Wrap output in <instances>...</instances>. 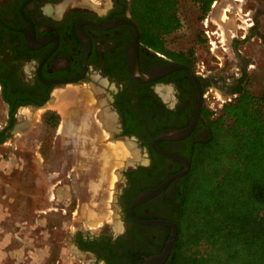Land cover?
Instances as JSON below:
<instances>
[{
	"label": "flooded vegetation",
	"instance_id": "1",
	"mask_svg": "<svg viewBox=\"0 0 264 264\" xmlns=\"http://www.w3.org/2000/svg\"><path fill=\"white\" fill-rule=\"evenodd\" d=\"M193 1L201 7L199 1ZM130 2L0 0V103L6 108L0 143L11 136L20 108L46 107L56 92L76 85L98 92L94 93L95 108H99L103 126L113 140H130L133 147L140 148L142 156L123 170L116 196L121 227L113 233L102 228L92 235L72 234L74 248L100 264H142L145 256L158 254L165 246L169 227L143 225L129 215V205L138 193L183 169L182 163L154 148L157 133L186 127L201 95L200 113L191 133L156 144L159 150L186 158L192 146L208 135L202 117L208 108V88L217 87L223 95L231 96L230 102L242 93L240 78L205 75L194 68L185 52L146 46ZM137 33L135 72L129 51ZM240 64L243 70L247 66L246 61L240 60ZM149 72L155 77L141 80V74ZM177 189L176 182H171L159 194L134 206L133 215L142 220L172 221Z\"/></svg>",
	"mask_w": 264,
	"mask_h": 264
},
{
	"label": "rangeland",
	"instance_id": "2",
	"mask_svg": "<svg viewBox=\"0 0 264 264\" xmlns=\"http://www.w3.org/2000/svg\"><path fill=\"white\" fill-rule=\"evenodd\" d=\"M176 14L180 25L162 36L165 49L187 53L205 75L240 78L241 90L264 96V0H215L206 13L193 0H177ZM78 87L65 86L46 107L20 108L0 143V264H100L74 248L72 234L121 227L116 196L140 148L113 140L95 108L98 92ZM207 96L217 117L238 95L227 101L231 96L212 86ZM5 109L0 103V126ZM47 110L59 115L56 126L43 118Z\"/></svg>",
	"mask_w": 264,
	"mask_h": 264
},
{
	"label": "trees",
	"instance_id": "3",
	"mask_svg": "<svg viewBox=\"0 0 264 264\" xmlns=\"http://www.w3.org/2000/svg\"><path fill=\"white\" fill-rule=\"evenodd\" d=\"M197 1L203 13L213 2ZM130 4L142 42L164 50L162 36L180 25L177 0ZM211 116L202 111L208 135L187 154V173L174 180L177 233L163 264H264V96L242 90ZM43 118L56 126L59 115L46 111Z\"/></svg>",
	"mask_w": 264,
	"mask_h": 264
},
{
	"label": "water",
	"instance_id": "4",
	"mask_svg": "<svg viewBox=\"0 0 264 264\" xmlns=\"http://www.w3.org/2000/svg\"><path fill=\"white\" fill-rule=\"evenodd\" d=\"M137 43H138V33L136 34L134 41L132 43V46L130 48V51H129V63H130V66L133 67V70L135 69V72L137 71V66H138ZM174 67L187 68L184 65H173V68ZM154 75L155 74H153V72H149L146 74H141L140 77H141V80L147 81V80L153 79L155 77ZM200 107H201V95L199 96V101H198L197 108L195 110L194 117H193L192 121L186 127L180 128V129H163L157 133V135L155 136V138L153 140V146L159 153H161L162 155H165L166 157H169L171 159H174V160L182 163L183 169L176 172V173H173V174L167 176L156 187L144 189L143 191H141L140 193H138L134 197V199L131 201V203L129 205V215L137 223H140L143 225H152V226H165V227L170 228V234H169V236L165 242V246H164L163 250L158 254L145 256L142 264H163L166 261V259L168 258L169 254H170V251L172 249L173 241H174L176 233H177V228H176L174 222L167 220V219H157V218L156 219H150V220L138 219L133 215L132 209L137 204L144 202V201L154 197L155 195L159 194L160 192H162L172 181H174L178 177L187 173V171L189 169V161L187 160V158H185L183 155L169 153L166 151L159 150L156 147V144L161 140H179V139H182V138L188 136L191 133V131H192V129H193V127L197 121V118L199 116L200 109H201Z\"/></svg>",
	"mask_w": 264,
	"mask_h": 264
},
{
	"label": "crops",
	"instance_id": "5",
	"mask_svg": "<svg viewBox=\"0 0 264 264\" xmlns=\"http://www.w3.org/2000/svg\"><path fill=\"white\" fill-rule=\"evenodd\" d=\"M57 97V96H56ZM24 126V125H23ZM22 128V127H21ZM22 130V131H21ZM19 133H22L23 132V129H19V131H18Z\"/></svg>",
	"mask_w": 264,
	"mask_h": 264
}]
</instances>
